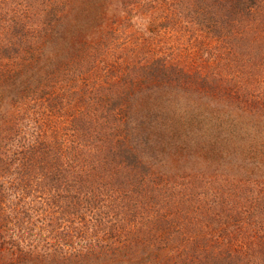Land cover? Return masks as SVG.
<instances>
[{
  "label": "trees",
  "instance_id": "1",
  "mask_svg": "<svg viewBox=\"0 0 264 264\" xmlns=\"http://www.w3.org/2000/svg\"><path fill=\"white\" fill-rule=\"evenodd\" d=\"M0 264H264V0H0Z\"/></svg>",
  "mask_w": 264,
  "mask_h": 264
}]
</instances>
